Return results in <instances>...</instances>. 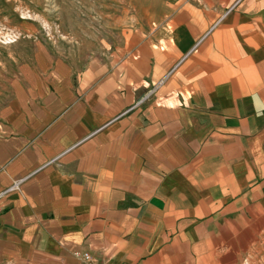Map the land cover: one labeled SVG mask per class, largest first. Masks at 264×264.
Instances as JSON below:
<instances>
[{
	"label": "crops",
	"instance_id": "obj_1",
	"mask_svg": "<svg viewBox=\"0 0 264 264\" xmlns=\"http://www.w3.org/2000/svg\"><path fill=\"white\" fill-rule=\"evenodd\" d=\"M136 18L80 61L34 30L0 46V264H193L255 230L264 0H139Z\"/></svg>",
	"mask_w": 264,
	"mask_h": 264
},
{
	"label": "rangeland",
	"instance_id": "obj_2",
	"mask_svg": "<svg viewBox=\"0 0 264 264\" xmlns=\"http://www.w3.org/2000/svg\"><path fill=\"white\" fill-rule=\"evenodd\" d=\"M138 11L139 0H0V46L14 39L11 30L22 31L21 35L34 30L38 40L80 61L117 42L125 24L136 26ZM25 40L20 46H27ZM7 52L0 48V59L9 58ZM259 218L254 231L244 230L240 245L193 264H264V212Z\"/></svg>",
	"mask_w": 264,
	"mask_h": 264
},
{
	"label": "built area",
	"instance_id": "obj_3",
	"mask_svg": "<svg viewBox=\"0 0 264 264\" xmlns=\"http://www.w3.org/2000/svg\"><path fill=\"white\" fill-rule=\"evenodd\" d=\"M177 65V64H176ZM176 65H174V67H172L163 77H161L152 87L151 89L148 90V92L136 103H134V105L132 106V108L134 106H137L140 102L144 101L145 98H147L151 93H153L163 82L164 80L171 74L172 70L176 67ZM22 179H18L16 181H14V183L8 188L10 189H18ZM1 195V194H0ZM77 256H79L81 258V260L85 263V264H96L95 259L92 257V255L89 252H82V253H77Z\"/></svg>",
	"mask_w": 264,
	"mask_h": 264
}]
</instances>
